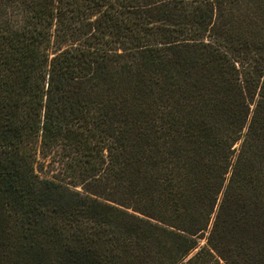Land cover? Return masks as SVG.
I'll list each match as a JSON object with an SVG mask.
<instances>
[{
	"label": "trees",
	"instance_id": "obj_1",
	"mask_svg": "<svg viewBox=\"0 0 264 264\" xmlns=\"http://www.w3.org/2000/svg\"><path fill=\"white\" fill-rule=\"evenodd\" d=\"M0 264H264V0H0Z\"/></svg>",
	"mask_w": 264,
	"mask_h": 264
},
{
	"label": "rangeland",
	"instance_id": "obj_2",
	"mask_svg": "<svg viewBox=\"0 0 264 264\" xmlns=\"http://www.w3.org/2000/svg\"><path fill=\"white\" fill-rule=\"evenodd\" d=\"M50 170V168L49 167H47V169L46 168H44V171H49ZM77 190H79V188H77Z\"/></svg>",
	"mask_w": 264,
	"mask_h": 264
}]
</instances>
